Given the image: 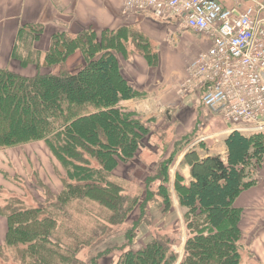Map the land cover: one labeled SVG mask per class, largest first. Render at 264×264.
Returning <instances> with one entry per match:
<instances>
[{"label":"trees","instance_id":"1","mask_svg":"<svg viewBox=\"0 0 264 264\" xmlns=\"http://www.w3.org/2000/svg\"><path fill=\"white\" fill-rule=\"evenodd\" d=\"M110 35L109 31L98 36L88 30L69 39L62 37L66 36L64 33L52 36L53 50L45 53V65L65 61L80 49L85 64L75 72L44 73L40 71V62L20 57L15 58L22 66L35 64L38 72L27 76L0 68V149L44 140L63 170L62 190L56 193L45 186V198L35 199L36 206L26 207L19 200L14 205L10 202L0 205V214L8 221L5 244L0 251L9 247L19 250L22 254L18 258L24 264H82L76 255L80 247L101 235L105 222L126 221L132 209L125 206L123 186L107 175L119 164L120 157L126 159L136 154L140 128L146 126L133 111L119 106L120 101L134 97L135 91L120 73L113 51L120 49V41ZM90 106L95 109L88 111ZM108 121H113L114 126H106ZM96 131L100 133L98 138ZM92 141H97V146ZM224 144V157L201 156L197 150H190L183 157V163L190 167L191 180L184 185L179 175L174 185L180 204L188 208L190 234L179 264H240L238 247L241 248L243 233L239 223L244 209L235 201L254 186L248 178L251 170L264 160V133L247 135L232 131ZM105 147L115 149L109 158L100 157ZM85 154L99 160L101 167H92ZM162 163L157 176L162 183L155 195L160 193L159 206L168 212L172 210V202L166 168L172 162ZM90 200L97 202V207ZM73 204L94 216L95 224L91 223L89 229H77L80 226L72 221L76 220ZM99 207L104 209L94 215ZM139 226L137 220L126 231L127 242L118 246L120 255L114 264L178 262L179 254L169 234L158 231L134 246ZM97 259V255L92 258V264H97Z\"/></svg>","mask_w":264,"mask_h":264},{"label":"rangeland","instance_id":"2","mask_svg":"<svg viewBox=\"0 0 264 264\" xmlns=\"http://www.w3.org/2000/svg\"><path fill=\"white\" fill-rule=\"evenodd\" d=\"M40 32H42L41 26L28 28L25 33L23 32L18 39L20 45H23L22 50L14 51L13 58L20 57L24 60L31 59L41 63L43 53L40 50H31L32 45H34L33 43L37 42V39H40V37H36L41 36ZM62 37H65L64 39L70 38L69 35ZM64 39H61V41ZM186 43L198 46L195 40ZM53 45L54 39L51 37L48 50H53ZM187 46L188 44L180 43L179 45V43L170 41L166 51L161 52V64L159 65L157 58L153 61L151 66L154 68L150 69L146 81L153 83L152 79L154 81L160 79L163 81L168 80L169 83L171 79H175L178 86L181 80L188 78L189 76L186 70L188 63L192 60V55L189 53L191 47L188 48ZM145 54L148 55L147 52ZM152 54L151 51L149 58L155 57V54ZM71 62L80 63V65L72 68L69 67V69L68 67H63L60 69V73L62 71L70 72L73 69L75 72L84 63L80 53L71 57ZM57 70L59 69L45 68L44 72L50 71L52 73ZM134 91L135 95L130 98L131 101L129 103L130 105H138L139 110L133 111V113H135V117L145 124L146 129L140 128L141 132L138 138L139 146L136 154L126 159L120 157L119 164L107 175L108 179L115 180L116 184L119 182L123 186L122 195L126 199L125 206L132 207V209L126 221L117 224L105 222L103 224L105 226L104 232L93 240L95 242L92 243V241L80 247L76 255L82 264L94 263L91 259L96 255L98 257L96 260L98 261L97 264H114L120 255L118 246L123 242H127L125 233L137 220L140 226L138 233L136 232L134 241L136 245L134 246L144 243L151 235L157 234L158 231L163 234H169L173 239L176 251L179 252V259L176 263L179 264L182 259V253H184L183 247H185L187 236L190 234L187 229L188 220L190 219L188 208L180 204L178 189L171 183V179L172 181L174 179L175 182V179L180 175L182 177V183L184 185L189 184L191 178L188 175L187 165L183 163V156L190 150H197L201 156L221 154L224 157V154L220 153V149L224 146L223 137L219 136L220 134H224V132L221 128L217 127H222L223 120L216 117V121L211 120L210 125L206 124L210 117L207 118V112L205 111L206 114L204 113L205 108L199 105V99L201 97L199 90L194 89L193 91L192 88L193 94L190 95L188 100L183 99V101H181V97L179 98V93H175L174 96L177 98L175 97V100L171 103L164 101V104L154 100L152 98L154 96L153 94L148 95L147 93ZM94 109L93 106L88 107V111ZM109 125L113 127V121H108L106 126L109 127ZM99 135L100 133L98 134L96 131V138ZM110 136L113 139L116 138L115 135ZM92 144L97 146V141H92ZM208 146H212V148L207 150ZM102 152L100 157L108 156L109 158V155L115 152V149L105 147ZM85 157L90 159V165L92 167H101L100 161L93 156L85 154ZM170 157L172 161L169 159ZM180 159L181 163L178 165ZM167 160L172 162V164L166 168L169 174V182L166 185L172 204L176 196L178 198V204L175 205L176 207L173 210L164 212L159 206L162 201L159 196L160 193L157 196L155 194H157L162 183L157 176L160 175V171L163 168L162 162L167 164ZM54 167H56L55 161L44 140H34L18 146L0 149V173L10 183H7V188H0V205H4L6 202L14 205L16 200H19L26 207L36 206L37 201L35 199L40 200L44 197L46 185L43 183L46 181L52 187L54 186V181H57ZM1 168L6 171L3 172ZM258 173L261 175L263 173V181L255 190L258 192V195L255 198L254 204L248 206L246 211L244 210L243 218L239 223L240 228L244 232H242V239L240 241L241 248L238 247L240 264L248 263L255 258V250L251 242V233L254 234L253 237L260 234L261 231L258 226L262 223L264 224V215L262 216L261 214L264 212V166L260 167ZM249 180L254 182V186L256 185L255 183L257 181L254 178H249ZM90 203L92 205L95 204L94 206L97 207V202L91 201ZM247 203H251V201ZM98 209V212L94 211V215H99V212L104 208L99 207ZM72 210L73 214L76 215V220L73 218L72 221H75L80 226H77V229H89L88 226L91 223L92 225L95 224L96 218L86 214L76 204H73ZM0 211L2 212V210ZM21 254L19 250L16 251L13 247H9L7 251L2 250L0 251V264H24L18 258ZM255 261L256 263L258 262L256 259ZM251 264L254 263L251 262Z\"/></svg>","mask_w":264,"mask_h":264},{"label":"crops","instance_id":"3","mask_svg":"<svg viewBox=\"0 0 264 264\" xmlns=\"http://www.w3.org/2000/svg\"><path fill=\"white\" fill-rule=\"evenodd\" d=\"M219 1L227 7L239 6L242 10H245L247 7H252L255 10L256 20L264 18V0ZM36 26H41L42 32H40V39H37V42H32L34 45H32L33 47L31 50H40L41 53H43L41 57V72H44L45 68H57L59 70L52 72V74H59L61 72L60 69L63 67H68V69L69 67H77L80 63L71 62V57L75 56L77 53H80V56L84 61L82 51L77 49L71 53L65 61L55 63L51 66L45 65V53L50 46L51 37L54 34L62 32L72 38L82 31L91 30L98 36L105 31H109V33L112 34L110 36H114L120 41V49L113 50L118 59L120 73L134 90L140 93H147L148 95L153 94L154 96L152 98L154 100L160 101L164 104V101L169 103L173 102L176 97L174 96L175 93H179L181 101H183V99L188 100L190 95L193 94L192 88L193 91L194 89H197L201 92V97L199 96V105L205 108L204 113L206 114L207 112V118L210 117L206 124L210 125V121H216V117H218L224 121H222V127L217 126L224 132V134L219 135L223 137V142L230 134V127L222 115L203 105V85L200 80L194 81L191 89L185 94H182L178 90L180 82L187 78L181 80L178 86L175 79H171L169 83L168 80L163 81L160 79H157L156 81L152 79L153 83L146 81L150 69L154 68L151 66L153 61L157 58L159 65L161 64V52L166 51V48L169 47L170 41L179 43V45L180 43L188 44L187 47H191L189 53L192 55V60H194L199 53L207 50L211 46V38L209 36L187 28L181 18L176 16L157 18L147 10H127L124 6V0H0V68H9L10 70L27 76H33L38 72L35 64L22 66L18 59L13 58L14 51L22 50L23 45H20V41L18 40L19 36L23 32L25 33L28 28ZM27 36H29V34H27ZM191 40H195V43H198V46L186 43ZM39 43L40 45H38ZM151 51L155 54V57L149 58L148 55L150 56ZM146 52L148 55L145 54ZM84 64L85 63H83V65ZM73 70L70 72H74ZM46 73L51 72L47 71ZM130 101L131 99L120 101L119 106L130 111L139 110L138 105H130ZM143 122L145 121L143 120ZM210 148H212V146H208L207 150ZM220 153H226L225 144L220 149ZM54 161L56 167L53 169L57 181H54V186L52 187L49 186L45 180L43 184L46 185V187L48 186L53 192L57 193L63 188V183L61 181V173L63 170L56 159H54ZM180 163L181 159L178 162V165ZM262 166H264V160L259 168L252 169L249 175V178H254L257 181L256 185L243 191L235 201V204L238 207L244 208L245 211L248 206L254 204L255 198L258 195V192L255 190L263 181V173L262 175L258 173ZM1 170L3 172L6 171L2 168ZM187 170L188 175L191 178L190 167L188 165ZM7 183L10 184L4 178V175L0 173V187L7 188ZM171 183L174 184V179L173 181L171 179ZM249 201H251V203H247ZM177 204L178 198L176 196L175 199H173L172 210ZM261 214L263 216L264 212ZM258 227L261 231L260 234L253 237L254 234L251 233V242L255 250V258L248 263H264V224L262 223ZM7 229V218L0 215V246L4 245ZM184 248L185 247H183V249ZM177 253L179 254V252ZM183 255L184 253H182V258ZM255 259L258 261L257 263Z\"/></svg>","mask_w":264,"mask_h":264},{"label":"built area","instance_id":"4","mask_svg":"<svg viewBox=\"0 0 264 264\" xmlns=\"http://www.w3.org/2000/svg\"><path fill=\"white\" fill-rule=\"evenodd\" d=\"M124 6L157 18L179 17L209 36L211 46L189 63L179 91L187 93L200 80L203 105L220 113L231 131L264 133V18L256 20L252 7L219 0H124Z\"/></svg>","mask_w":264,"mask_h":264}]
</instances>
